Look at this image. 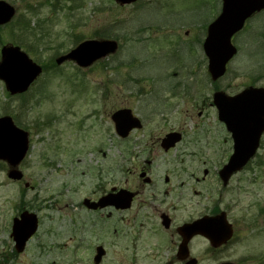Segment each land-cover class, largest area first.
I'll return each instance as SVG.
<instances>
[{
	"label": "rangeland",
	"instance_id": "374dc122",
	"mask_svg": "<svg viewBox=\"0 0 264 264\" xmlns=\"http://www.w3.org/2000/svg\"><path fill=\"white\" fill-rule=\"evenodd\" d=\"M4 1L16 15L0 29V48L19 45L43 71L23 96L10 97L0 82V117H11L30 142L19 167L21 182L9 180L8 167L0 162V264H92L97 246L106 253L102 264H178L167 250L158 213L181 226L205 212L202 189L208 183L221 191L215 172L226 164L232 144L211 98L216 91L232 97L246 88L264 89V12L233 39L238 54L226 75L212 84L201 43L219 12V0H139L128 6L112 0ZM112 40L116 53L86 69L73 62L54 64L77 42ZM120 109H130L143 124L126 140L115 135L110 121ZM172 131L182 132V140L165 153L158 141ZM134 154L141 164L153 161L150 185L130 175L137 161L128 157ZM203 170L209 172L206 183H194L190 175L200 179ZM244 170L231 184L238 190L241 179L243 189L232 218L241 215L249 224L264 194L259 188L264 187V134ZM119 188L143 195L121 222L111 211L102 222L106 227L93 226L77 204L94 192L93 198L99 197L101 189ZM144 201L154 210L143 208ZM24 210L37 215L39 228L16 254L11 224ZM135 210L141 223L131 220ZM255 220L250 229L240 221L234 239L219 250L196 237L189 244L190 256L198 264H258L248 259L264 252L263 221ZM138 230L141 240L135 239ZM171 239L176 244L177 238Z\"/></svg>",
	"mask_w": 264,
	"mask_h": 264
},
{
	"label": "water",
	"instance_id": "95a60500",
	"mask_svg": "<svg viewBox=\"0 0 264 264\" xmlns=\"http://www.w3.org/2000/svg\"><path fill=\"white\" fill-rule=\"evenodd\" d=\"M121 6L135 3L137 0H113ZM264 10V0H221L220 15L207 28V34L202 49L207 59V72L212 82L221 79L226 73L227 64L236 55L232 38L239 33L247 20ZM14 10L4 2H0V25L10 21ZM115 42L86 41L80 44L65 57L57 60L61 64L66 60L74 61L79 67L87 68L94 62L113 54L116 51ZM41 74V68L32 63L17 47H5L1 50L0 81L11 95L25 93ZM213 104L218 112V120L232 134L234 152L228 164L221 171V178L226 181L235 171L240 170L255 154L259 139L264 132V90L246 89L234 97H226L217 92L213 95ZM116 134L126 138L130 131L139 129L140 122L133 118L131 111L121 110L111 116ZM181 137L177 134L167 135L161 142L164 151L173 148ZM28 150L27 133L14 126L8 117L0 118V161L12 168L8 178L20 181L22 174L16 170ZM143 175H141L142 177ZM132 195L120 191L110 194L91 204V207L114 206L126 209L130 206ZM84 205L89 202L85 201ZM37 229L35 215L24 213L20 220H15L11 237L15 242L17 252H22L28 239ZM183 242L179 249V258L188 257L187 244L195 235L205 237L213 248L225 244L231 238V227L226 223L224 215L214 219L204 218L180 228ZM103 255L99 248L95 263ZM187 264H196L191 259Z\"/></svg>",
	"mask_w": 264,
	"mask_h": 264
},
{
	"label": "flooded vegetation",
	"instance_id": "af4514ba",
	"mask_svg": "<svg viewBox=\"0 0 264 264\" xmlns=\"http://www.w3.org/2000/svg\"><path fill=\"white\" fill-rule=\"evenodd\" d=\"M0 1L6 3V1H4V0H0ZM10 22L7 23L6 25H3L2 27H0V29L5 28L7 26H10ZM172 132H174V131H172ZM179 133L181 134V136H183L182 132H179ZM159 141H158V144H159ZM132 156L136 159L137 164H135V167L131 168L130 175L132 177L137 176L138 179L142 182V184L150 185L152 182H151V179L148 177L149 174H150V170L148 169V167H150L152 165L153 161L151 159H147L144 163L141 164L140 163L141 160H137V158L139 156H137L136 154L130 155L128 157V159H130V161H131V158H133ZM137 166H138V168H137ZM220 170L216 171L215 174H216L217 184L221 186V191L219 190L218 186H212V184H209V183L206 186V188L202 189L203 193H204L205 201L202 200L201 206L204 207L203 210H205V209L206 210H205L204 213H202L200 216H198V218L196 220L202 219V218H205V217L214 218V217H218L219 215L223 214L224 217H225V221L229 225H231L232 230H233V236H232L231 241L234 239V235H235V233L237 231V226H238V223H240V221H244L243 225L245 227H247V229H250V228H252L255 225V221H256L255 219H257V217H260L262 219V221H263V230H264V194L262 196L263 197L262 203L259 204V205L255 204V206L257 207L256 208V216L252 217V220L250 221L249 224L246 223V219L247 218L242 217L241 215H240V219L232 218L233 214H234V211H235V202H234L235 198H240L239 195L243 192L242 191L243 189H241V184H242L241 179L238 180V185H237L238 186V190L235 189L236 187L234 189H231V184L233 183L234 178L237 175L243 174L246 171L243 170V171L237 172V173L233 174L230 178H228L226 181H223L221 179V177H220ZM141 174H145L144 178H140L139 177ZM262 174L264 175V172ZM208 178H209L208 170H203L202 178H200V179L198 177L194 176V175H190V179H192L194 181V183H196V184L197 183L204 184V183H206V180ZM168 181H169V179L166 178L165 183H167ZM255 183H256V179L253 181V184H255ZM24 187H25V189H30L28 183H25ZM259 188L261 190L264 189V187H259ZM231 190L234 191V192H240V193L239 194H234V193L231 192ZM120 191H125V192L130 193L132 195L131 205L127 209H122L120 207L118 209L111 208V207L110 208H108V207L92 208L91 204H88L86 207H83L82 203L81 204H77V206L79 208H81V205H82V207L84 208L85 212L90 216L91 220H89V222H92L93 226L106 227L105 223L103 224L102 222L105 221L107 218L111 217V211H113L115 214H117V216H119V222H121L123 220V215H125L126 212H130L131 210L133 211V209H134V207L136 205V201L141 197V195H143V191H137V190L127 189V188H119L117 190L116 189H111L109 192H105L103 189H101L99 191L100 193L97 192L99 194V197L93 198V195L95 193L94 192L93 195L90 198H87V199H84V200H89L91 203H97L105 195H107L109 193L115 194V193H118ZM148 199L151 200L152 198H148ZM142 207L143 208L146 207L147 210H152L154 208V206H152L151 203L148 204L146 201L143 202V206ZM107 210H109V212H107ZM247 211L248 210L245 209L244 212H242L241 214H244ZM135 212H136V210L134 211V214H133V217H132L131 220L133 222L141 223L142 220H141V217L139 216V212L140 211L136 212V213ZM147 214H149V213H147ZM147 216L148 217H146V216L144 217V220L145 219H150V216H155V215L153 214V215H147ZM163 216H165V217H163ZM158 218L160 220V226H161V229L163 231L161 229L157 230V231H159V232L162 231L164 234L166 233V236H167V238L169 240V244L167 246V250L169 252H174V259H175V261L178 264H187V260L181 261V259L179 258V249H180V246L182 244V238L180 236V231L179 230H180V228L182 226H184L186 224H190V223H192V222H194L196 220L193 219V220H190V222H186V223L182 224L181 226L174 227L173 224H174L175 218H172L168 214L158 213ZM99 231H100L101 236L99 234H96V235L99 238H101V237L104 236V232H102L101 229H99ZM139 231L140 230L137 231L138 233L136 232L137 233L136 236H135L136 240H141L142 239V237H141L142 233L139 232ZM153 231H156V230L155 229L150 230L145 235V239H146V236L148 234H150L151 232H153ZM173 237L177 238L176 244H172L171 243V240H172L171 238H173ZM261 237H264V232L261 235ZM195 238L196 237L192 238L191 241L194 240ZM190 242H189V244H190ZM189 244H188V250H189ZM97 247H102V246H97ZM96 248H95V255H96ZM134 248H139L137 243L134 244ZM219 249H221V248L213 249V250H219ZM158 254L160 255L162 253L158 252L157 255ZM163 254H165V253H163ZM95 255L93 256L92 264H95ZM105 255H106V253H104V256L102 257L101 261L98 264H102L103 263V259H104ZM189 257H191L190 256V250H189ZM254 258H256V259H254ZM248 259H253L258 264H264V252L259 257H253V258L252 257L251 258L248 257ZM172 262H174V260H172ZM172 262L170 261V262H168L166 264H171Z\"/></svg>",
	"mask_w": 264,
	"mask_h": 264
}]
</instances>
